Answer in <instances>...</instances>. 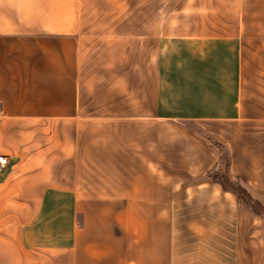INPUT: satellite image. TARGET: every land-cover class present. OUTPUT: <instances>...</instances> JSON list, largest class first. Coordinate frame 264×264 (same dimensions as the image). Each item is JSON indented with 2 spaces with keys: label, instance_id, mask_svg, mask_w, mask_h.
I'll return each mask as SVG.
<instances>
[{
  "label": "crops",
  "instance_id": "1",
  "mask_svg": "<svg viewBox=\"0 0 264 264\" xmlns=\"http://www.w3.org/2000/svg\"><path fill=\"white\" fill-rule=\"evenodd\" d=\"M83 13L80 0H0V264H168L179 173L206 177L217 161L185 122L222 125L204 130L264 203V132L251 128L264 121L249 115L264 92V0H179L156 27L140 116L131 65L99 95L130 111L85 102Z\"/></svg>",
  "mask_w": 264,
  "mask_h": 264
},
{
  "label": "rangeland",
  "instance_id": "2",
  "mask_svg": "<svg viewBox=\"0 0 264 264\" xmlns=\"http://www.w3.org/2000/svg\"><path fill=\"white\" fill-rule=\"evenodd\" d=\"M80 3L85 24L84 44L80 48L84 55L85 102L92 104L94 96L104 105L101 108L104 112L130 111L128 106L132 104L133 115L150 113L146 108V83L153 77L155 61L151 58L158 52L156 27L178 6L179 0H80ZM125 65L133 69L132 103L129 98L127 102L111 96L107 101L104 95L100 98L103 75L119 73ZM258 67L264 69V61ZM141 69L146 71L140 73ZM261 78L263 84L264 75ZM263 102L264 92L254 96L255 105L249 114L262 122ZM196 126L206 133L205 128L214 132L222 127ZM251 128L261 135L264 132L263 123ZM179 174L176 175L178 181L182 180V187L176 192V236L170 238L168 264H264V235H258L259 227L252 216L244 214L246 211L240 206L230 207L226 194L205 184L207 177Z\"/></svg>",
  "mask_w": 264,
  "mask_h": 264
},
{
  "label": "trees",
  "instance_id": "3",
  "mask_svg": "<svg viewBox=\"0 0 264 264\" xmlns=\"http://www.w3.org/2000/svg\"><path fill=\"white\" fill-rule=\"evenodd\" d=\"M185 125L202 136L217 155V161L206 172V177L210 181L218 183L224 191L232 193L236 197L238 207L240 206L244 211L260 217L264 222V203L246 183L238 178H233L230 174L231 154L229 147L216 136L198 129L193 122H185Z\"/></svg>",
  "mask_w": 264,
  "mask_h": 264
},
{
  "label": "built area",
  "instance_id": "4",
  "mask_svg": "<svg viewBox=\"0 0 264 264\" xmlns=\"http://www.w3.org/2000/svg\"><path fill=\"white\" fill-rule=\"evenodd\" d=\"M8 165L7 157L0 154V174L5 170Z\"/></svg>",
  "mask_w": 264,
  "mask_h": 264
}]
</instances>
